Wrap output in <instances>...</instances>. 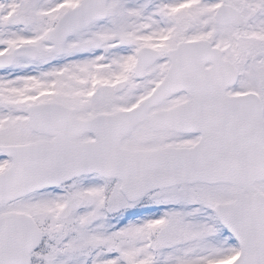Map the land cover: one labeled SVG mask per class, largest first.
I'll list each match as a JSON object with an SVG mask.
<instances>
[{
    "label": "snow or ice",
    "instance_id": "obj_1",
    "mask_svg": "<svg viewBox=\"0 0 264 264\" xmlns=\"http://www.w3.org/2000/svg\"><path fill=\"white\" fill-rule=\"evenodd\" d=\"M0 264H264V0H0Z\"/></svg>",
    "mask_w": 264,
    "mask_h": 264
}]
</instances>
